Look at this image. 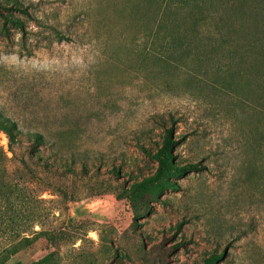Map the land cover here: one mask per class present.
<instances>
[{
	"label": "rangeland",
	"instance_id": "obj_1",
	"mask_svg": "<svg viewBox=\"0 0 264 264\" xmlns=\"http://www.w3.org/2000/svg\"><path fill=\"white\" fill-rule=\"evenodd\" d=\"M0 112L46 141L0 131V264H264V0H0ZM170 127L199 168L138 217Z\"/></svg>",
	"mask_w": 264,
	"mask_h": 264
},
{
	"label": "trees",
	"instance_id": "obj_2",
	"mask_svg": "<svg viewBox=\"0 0 264 264\" xmlns=\"http://www.w3.org/2000/svg\"><path fill=\"white\" fill-rule=\"evenodd\" d=\"M19 9V8H18ZM21 12L26 13L27 11L21 9ZM166 15L163 16L162 20H158V27H162L169 24V19L165 18ZM11 21L15 26L22 27V23L19 19L12 18ZM159 33V30H158ZM196 38V37H193ZM65 38L63 36H59L58 40L63 41ZM180 39H182L180 37ZM184 41H190V43L194 42L192 39L188 37L183 38ZM197 40V39H194ZM0 131L5 133L9 139L10 144L16 143L19 147L24 149V152L29 153L30 149L34 146L38 147L45 144V138L42 134L32 133L29 135L28 142L24 144L21 142V134L17 129V126L11 122L7 117L3 116L0 112ZM178 143V138H176L173 128H167L165 130L162 146L157 148L156 152H147L144 150L150 158H152L158 164L156 171L149 176L143 177L139 181L133 182L128 188H123L126 192V198L132 204L134 209L138 212V217L142 216V213L147 212L150 209V203L153 201H158L161 194L168 190H174L177 188V183L175 181L176 178L184 177L188 172L198 170L199 164H191L185 163L182 164L176 160L174 149L175 145ZM10 152L15 154V149L10 148ZM2 152L0 151V154ZM32 158V156H30ZM42 166L46 167V164ZM74 173V170L68 164L64 165L62 168V174L64 176L71 175ZM113 173H116L113 170ZM82 174L85 176V172L82 171ZM65 236H60L59 241H64ZM114 248L112 244L109 246V251H113ZM114 255H118V253H114ZM225 253H219L218 251H213L209 253L208 257H206L203 261V264H220L224 259ZM50 258H46V260L34 261L29 264H46L51 261ZM45 259V258H44ZM111 259V257L109 258Z\"/></svg>",
	"mask_w": 264,
	"mask_h": 264
}]
</instances>
